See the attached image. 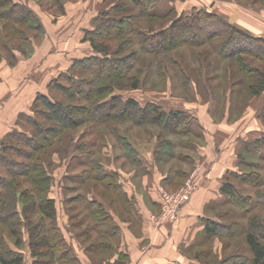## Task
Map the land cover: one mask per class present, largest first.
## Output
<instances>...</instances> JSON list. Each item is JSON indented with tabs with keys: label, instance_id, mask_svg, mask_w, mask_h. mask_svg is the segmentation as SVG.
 Masks as SVG:
<instances>
[{
	"label": "rangeland",
	"instance_id": "rangeland-1",
	"mask_svg": "<svg viewBox=\"0 0 264 264\" xmlns=\"http://www.w3.org/2000/svg\"><path fill=\"white\" fill-rule=\"evenodd\" d=\"M14 2L31 8L33 19L31 15L23 17L24 20L10 17L7 13ZM153 4L150 9L158 16L145 15L140 10L144 6L132 0H0V13L7 14V17L0 16V250L4 241L11 251H23V264H71L74 256L85 260V264H110L114 250L112 246L105 247L104 242L113 245L122 236L115 233L110 236L100 230L95 222L97 216L87 207L91 196L106 207L107 226L115 224L117 217L130 216L122 200L126 199L128 206H137L135 198L131 197L136 194L135 190L145 197L143 203L147 202L148 206V196L151 200L156 196L157 210L149 206L151 212L144 215L145 220L155 224L156 231L150 233L154 238L162 225H173L181 218L200 183H204L205 191L211 192L208 201L204 200L207 217L230 225L244 224V230L231 237L199 233L192 245L183 248L185 256L191 259L188 264H221V258L234 260L237 252L243 254L242 259L237 258L243 260L242 264H251V251L244 233L251 215L264 221V198L263 202L257 199L259 193L264 196V157L244 144V140L264 133V54L240 53L248 63L247 68L239 67L235 54L222 57L214 47L228 35L218 32L209 36L207 29L210 30L211 24L217 28L215 30L222 29L220 16L264 37V0H156ZM184 13L199 16L197 21L196 18L185 19L184 30L196 34L194 39L200 38L202 43L182 41L189 36H180L183 29L178 25L171 32L175 39L170 38L171 29L166 27ZM94 16L101 23L115 17L118 19L116 30L133 27L131 32L124 31L125 34L112 40L110 55L94 53L91 43L84 40L85 29L95 25ZM245 20L250 24L244 25ZM110 23H114L113 20ZM127 38L132 41L117 50ZM167 43H173V47L164 50ZM255 44L261 46L258 41ZM144 45L153 46L154 51ZM96 53L98 59L86 60ZM82 60H86V64ZM122 60L125 65L129 62L132 65L126 67V74L120 78L116 73ZM107 66L114 78L109 79L111 89L106 90L103 97L110 93L108 98L117 99L115 113L119 114L97 121L92 114L95 103H89L86 91L98 94L99 85L105 81L99 71L108 69ZM135 78H139L137 87L132 85ZM130 98L137 100L141 107L155 104L166 111L187 112L192 130L181 133L176 131L178 127L172 129L179 123L173 119L176 124L172 126L170 122L168 126L162 125L156 116L155 120L141 121L133 107L123 108ZM51 101L69 109L75 121H86L76 129L66 128L67 124H63L59 116L53 117ZM26 114L33 116L31 122L25 119ZM154 114L151 109L149 118ZM15 129L25 135L18 139L7 138ZM5 141L14 146L1 151ZM76 143L84 144L77 148ZM122 145L128 147L130 154ZM40 146L44 148L39 149ZM220 154L227 166L232 167L222 174L223 167H218L215 171L221 175L218 181H233L243 201L252 194V207L247 210L242 206L244 203L240 205L225 198L219 188L215 189L217 182L211 183L213 176L206 174L215 165V159L222 158ZM97 163L106 170L85 176ZM115 171L122 187L116 186L115 178L96 179ZM232 171L241 173V177ZM41 173L49 175L47 195L55 200L57 223L67 246H59L54 258H45L40 249L34 252L30 243V220L23 215L21 193L28 190L33 194V180ZM144 173L149 179L144 178ZM161 175L166 178L159 180ZM247 179L258 180L254 184ZM186 185L192 192L178 219L158 224L156 217L163 211L162 192L176 193ZM202 214L199 221L206 218ZM2 215L4 222L1 223ZM32 220L36 221L35 216ZM11 227L17 233H12ZM135 233L140 237L139 231ZM167 236L161 235L162 241L169 239ZM94 243L97 246L93 247ZM147 243L152 244V240Z\"/></svg>",
	"mask_w": 264,
	"mask_h": 264
},
{
	"label": "trees",
	"instance_id": "trees-1",
	"mask_svg": "<svg viewBox=\"0 0 264 264\" xmlns=\"http://www.w3.org/2000/svg\"><path fill=\"white\" fill-rule=\"evenodd\" d=\"M132 1H136L137 4H139V6H144L143 8H140V10L144 11V14L147 16H158L157 12L152 11L150 9V7H153L155 4H153V2H155L156 0H132ZM145 3L144 5H141ZM157 3V2H156ZM151 4V5H150ZM158 5V4H157ZM11 8L9 9V13H7L10 17H16L19 18V20H24L26 19L28 16V18H30L31 15V20L33 19V15H32V11L31 8H26L23 7L24 4L20 3V2H14V4H11ZM11 13V14H10ZM6 12H1L0 16L1 17H7ZM169 13L165 14L166 17L168 16ZM213 17H218L214 14H211ZM211 16V17H212ZM24 17V19H23ZM199 17V16H198ZM195 17L194 13H190V14H180L178 17H176L177 20L174 19V24L172 25H168L166 28L167 29H171L169 33V35H171V32L173 31L172 28H175V26L183 29L180 30L183 33L180 36H186L188 34V38L183 39L182 41L184 42H190V44H200L202 43L203 40H200V38L194 39V36H197L196 34H194L193 32H188L184 30L185 28V19H195L200 20V18ZM221 21V23H223V28L219 29V30H215L217 28H213L212 24H211V28L210 30L207 29V34H209V36L211 35H215L219 32V34H226L228 35V38L224 37L223 39H221L218 43L215 44V49L218 52L217 54L221 55L222 57H231L235 54V62L239 65V67H246L247 65V60L246 58H244L243 56H240L239 54L242 53H247V54H254L256 56L258 55H263L264 54V44H262L264 42V37L263 36H256L252 31H250L249 29L240 26L238 24H231L229 21H227V19H225L224 17H218ZM217 18V19H218ZM36 19H38V17L36 16ZM113 20L114 23H110V21ZM109 22H99V18L97 16L93 17V22H95V25L93 26V28H86L85 29V36H84V40H88L92 47H93V51L94 53L97 52L99 54H102L104 56L110 55L112 54V40L115 39L116 37H120V35L125 34V32L130 31L131 29L133 30V27L130 26L129 28H127L126 30L124 28H121L120 30H116L117 29V22L118 19H116L115 17H110L109 18ZM182 20V21H180ZM120 22H122V20H119ZM180 21L179 24H177L176 22ZM173 26V27H172ZM231 26V30H228L227 27ZM165 28V29H166ZM115 29V30H113ZM206 29V28H205ZM125 31V32H124ZM164 32V31H162ZM166 32V31H165ZM173 33V32H172ZM179 36V37H180ZM175 39V35H171L170 38ZM178 37V38H179ZM203 37V36H202ZM178 38L176 37V40H178ZM176 40H171L173 43H176ZM126 41V42H125ZM125 41H123L122 43L119 44V47L117 50L119 49H123L124 45L130 43L131 38H127L125 39ZM245 42V44H241V42ZM257 41L259 43H261V46L258 47L255 43H257ZM173 43L172 44H165V46L163 47L164 50L169 49L171 47H173ZM233 43L235 44V46H233ZM176 45V44H174ZM149 46V45H148ZM144 47H146V49L149 50V48H151V51H154L153 46L150 45V47L147 48V46L144 45ZM234 47L235 50H231L230 48ZM229 48V49H228ZM115 51V50H114ZM95 54L94 56L86 59V60H90V61H95L96 58L98 59L99 55ZM102 57L104 58V60H108L106 59L107 57ZM112 57V55H111ZM110 59V58H109ZM114 59V58H112ZM86 60H82V63L86 64ZM79 63H81V61H78ZM77 62V63H78ZM118 62V61H117ZM122 65H119V69L117 71V77L122 78L123 75H125L126 73L124 72L126 67H131L132 63L130 64V62L125 65L123 60H122ZM126 63V62H125ZM107 65V64H106ZM112 66V65H111ZM109 67V66H107ZM106 67V68H107ZM250 67V66H249ZM247 68V67H246ZM101 73V77L103 78L102 84L99 85L97 93L95 91L89 90L86 91V94L88 95V97H90L89 99V103L90 104H94L95 103V108L92 111V114L94 115V118L97 121H100L101 119L105 121L104 116H109V119L112 117H117L116 115H118L119 113H115V108L117 106V99L115 100L113 97L108 98L109 94H106L105 97H103V94L105 92H108L106 90H110L111 87H109L111 85V83H108L110 78H114L113 77V71H111V68L109 67L108 69H104V71L101 72V70L99 71V75ZM98 75V77H99ZM105 78V79H104ZM135 81L133 82V86L137 87L139 84V78H135ZM93 81L90 82V84H92ZM101 83V82H100ZM94 92V93H93ZM93 94V95H92ZM91 95L93 96V99L91 98ZM108 95V96H107ZM106 98H108L106 100ZM88 99V98H87ZM114 99V100H113ZM90 100H92L90 102ZM113 100V101H112ZM126 103V104H125ZM123 105V108L126 109L127 107L131 106L133 107L135 110L138 111V114H140L139 116H141V121H148V119H153L155 120V116L158 120V122L162 123V125L168 126V122H170L171 126L173 124H176V121L178 120L179 123H177V125H175V127H172V129L177 130L181 133H186L190 130H192V128L190 127L191 122L189 120V114L187 112H184L183 110H174L171 109L169 111L164 110L162 107H158L155 104L152 105H147L144 107H141L139 102H137V100L130 98L128 100H126ZM89 105V104H88ZM49 107L52 110V115L53 117L55 116H59V119L62 120L63 124H67L68 127L66 128H73L76 129L80 126V123L82 124L84 121H86V119H82L80 120H74V118L72 117L71 112L69 111V109L65 108L64 106L54 103L53 101H51L49 103ZM100 107V108H99ZM101 107H103L104 110H101ZM63 109V110H62ZM151 109H153V111H155V114L152 116L151 118H149L150 116H148L151 113ZM89 110V109H88ZM112 110H114L112 112ZM91 111V110H90ZM55 114V115H54ZM111 115V116H110ZM26 118L28 119L30 122L33 119L32 115L26 114ZM21 119V117H20ZM176 120V121H172ZM194 119V118H193ZM70 122V123H69ZM181 127V128H180ZM24 133L18 130H13L10 133H8V135L6 136L9 139H18L19 137H21V135H23ZM25 135V134H24ZM123 141V140H122ZM126 142V141H125ZM78 144V143H76ZM84 144V143H83ZM83 144H78L76 147L77 148H82ZM126 146H128L127 142L124 143ZM244 144H247L248 146H251L253 150H255L256 153H259L261 155V157H264V133H262L260 136H257L255 138H253L252 140L250 139L248 140H244ZM3 148L1 149V151L4 150H10L9 146H14V144L10 143V142H3L2 144ZM38 146V145H37ZM124 145H122V149L125 150L128 153V150L126 147H123ZM44 146H40L39 149H43ZM4 149V150H3ZM91 152H88V154H90ZM130 154V153H128ZM241 161V160H240ZM41 165V166H40ZM40 168L42 167V164H39ZM95 169L92 167L85 176H89L91 174L94 173L95 174H99L100 171L103 170V172L106 170H104V167H102V164L97 163V165L94 166ZM98 167V168H97ZM102 172V173H103ZM231 173H234L238 176L241 177V173L237 172V171H232ZM105 177H99V176H95L97 180H101V179H107V178H115V184L116 186H121L122 187V183L119 182V180L117 179V172H111L109 173V176L105 175ZM246 179V178H245ZM10 180V178H9ZM258 180V179H257ZM257 180H250L247 179V181H251L254 184L257 182ZM246 181V180H245ZM49 182V175H46L44 173H41L40 176H36L33 180V183L35 184V192L33 194H31L28 190H24L21 193V199L23 200L24 204H23V215L26 219L30 220V228H29V232L31 233V238H30V243L31 246L33 247L34 252L41 251V255L45 256V258H54L57 257V250L59 249V246H61L63 244L64 248H66L67 246L64 244V242H66L64 234L62 233V230L60 229V226H58L57 223V216H58V211L55 205V200L53 198H50L47 194H48V190L49 187H47V184ZM37 185V187H36ZM46 188H48L46 190ZM220 191L222 193V195L225 196V198H228L229 200L231 199L232 201H234L235 203H241L244 205H242L244 207L245 210H247V208L252 207V200H253V195L249 194L250 196H248L247 200L243 201L241 199V197L239 196L240 194V189L238 190V187L233 183V181L230 180H223L221 187H220ZM240 191V192H239ZM12 193V191H11ZM260 195H258V198L260 201L263 202V198L261 193H259ZM224 198V199H225ZM247 202V204H246ZM89 205H87V207L90 208L91 210V214H93L94 216H97V220L95 221L96 224L98 225V227H101V231H103L104 233H109V235L111 236L115 230H116V226L112 223V224H108L107 226V217H109L107 214H104L106 207L103 205V203H101L100 201H98L95 197H90L89 198ZM95 203L97 204V206L95 205ZM17 206V202L14 204V208ZM246 206V207H245ZM107 211V210H106ZM103 213L102 215L100 213ZM40 215V216H39ZM34 216L36 218V221L33 222L32 219H34ZM39 216V217H38ZM38 217V218H37ZM2 219L1 223L4 222V215H2ZM202 222L204 223V233L206 235H210V237H215V236H234L238 234V231H243L244 230V224L242 225L241 223L239 224H235V225H230V224H225L224 222L215 220L213 218L210 217H204L201 219ZM7 222V221H6ZM245 233H244V239L245 242L249 248V250L251 251V264H264V221L261 220V218H259L257 215H251L249 217V220L247 222V224L245 225ZM243 228V229H242ZM12 231V233H17V231L15 230L14 227L10 228ZM33 235V236H32ZM18 244H19V240H17ZM2 242V246L3 248L0 250L2 253L0 254V261L2 264H23V260H24V255H23V251L21 252H13L11 251L8 246L5 244L4 241ZM93 247L97 246L96 243L92 244ZM104 246H109V248L111 246H113L110 243H105L104 242ZM92 247V249H93ZM68 249V248H67ZM66 253V252H64ZM237 257L234 260H230L229 258H221L222 260H220L219 263L223 264L224 262L226 263V261H228V264H242L243 260V254H240L239 252H237L235 254ZM239 258V259H237ZM48 260V259H47ZM49 261V260H48ZM73 263L71 264H83L81 262V260H78V258H76L75 256L72 259ZM37 263V262H36Z\"/></svg>",
	"mask_w": 264,
	"mask_h": 264
},
{
	"label": "crops",
	"instance_id": "crops-1",
	"mask_svg": "<svg viewBox=\"0 0 264 264\" xmlns=\"http://www.w3.org/2000/svg\"><path fill=\"white\" fill-rule=\"evenodd\" d=\"M235 10V9H234ZM250 10V9H249ZM232 14V13H231ZM240 17V16H239ZM240 17L239 19H241ZM244 25H249L250 22L245 20ZM2 132V131H0ZM3 134V133H2ZM222 156L215 159L216 163L215 165L210 168V170L207 171V176L209 172V176H213V179L210 177V181L213 184L214 181L217 182L215 185V189L218 190L221 187V182L218 181L220 174H216L215 171L218 167L222 166V173H224L226 170L232 167V165L227 166V161L223 158V154H220ZM226 163V164H225ZM105 168V167H104ZM112 169L111 167H109ZM115 170H117L119 173H123L122 170L117 169L115 167ZM147 172V170H145ZM133 172V176H134ZM144 178H148L147 173H144ZM218 176V177H215ZM166 178V176H159V180ZM221 178V177H220ZM147 182V181H146ZM122 183V181H121ZM161 185V183H158L157 185ZM211 184V185H212ZM123 185V184H122ZM204 183H200V187L198 188V191L196 192L195 196L193 197L192 201L184 207V210L182 212L181 218L178 219L177 222H175L173 225L171 224H164L162 225L156 232V236L150 237V233L152 230L155 229V224L152 222H149L145 220L144 215L148 211L151 212V209L149 206H153V210H157L158 207V201L156 200V196L153 198V200L149 198V206L146 204L147 202L143 203L145 200V197L139 193L137 190H135V195L131 196L135 198V203L137 206H128L126 199L122 200V204L126 205L127 212H130V216H125L126 218L117 217L115 218L116 222L114 225L117 228V225L120 226V228L115 230V234H119L122 236V238L114 243L112 249L114 250V253L110 256V259H112V262L110 264H188V262L191 260L185 254L183 253L184 247H189L192 245V243L196 240L199 233H203L204 230V223L199 221V214L203 213V216L207 215L205 214V202L208 201L207 198L211 197V192H207L204 190ZM215 191L212 192L214 194ZM133 195V194H132ZM126 196V195H125ZM129 197V199L131 198ZM99 199H101L98 196ZM206 198V201H204ZM139 202V206H138ZM134 203V200H133ZM139 208L144 210H139ZM152 210V211H153ZM128 220V221H126ZM139 231L140 237L136 236L135 233ZM156 231V229H155ZM153 233V232H152ZM112 234V235H115ZM167 234L169 239L165 240L162 238L161 235ZM171 237V238H170ZM152 244H148L147 241L151 242ZM162 241V242H161ZM118 243V244H117ZM83 264L86 263L85 260H81ZM0 264L1 261H0Z\"/></svg>",
	"mask_w": 264,
	"mask_h": 264
},
{
	"label": "built area",
	"instance_id": "built-area-1",
	"mask_svg": "<svg viewBox=\"0 0 264 264\" xmlns=\"http://www.w3.org/2000/svg\"><path fill=\"white\" fill-rule=\"evenodd\" d=\"M192 192V188L189 186H184L176 193H168L166 191L162 192L161 204H162V214L156 217V222L158 224L161 221H175L178 219L184 204L189 200Z\"/></svg>",
	"mask_w": 264,
	"mask_h": 264
}]
</instances>
